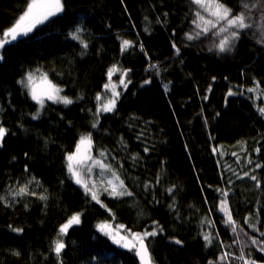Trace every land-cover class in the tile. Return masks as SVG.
Returning a JSON list of instances; mask_svg holds the SVG:
<instances>
[{"label":"trees","instance_id":"obj_1","mask_svg":"<svg viewBox=\"0 0 264 264\" xmlns=\"http://www.w3.org/2000/svg\"><path fill=\"white\" fill-rule=\"evenodd\" d=\"M222 2L241 10V0ZM25 3L0 0V36ZM62 3V12L0 49V127L7 129L0 139V264H139L134 252L97 231L102 223L123 225L126 233L155 229L157 235L145 241L152 264H243L241 252L249 264H264L259 8L251 13L254 26L243 30L231 51L220 53L209 51L211 34L185 39L198 31L192 23L198 9L190 0ZM77 27L87 48L69 36ZM122 40L131 42L123 53ZM113 65L126 71L127 86L113 75L120 93L116 107L99 113L93 128L96 96L105 94ZM37 68L73 103L45 100L41 108L32 100L18 81ZM257 85L256 92L247 91ZM229 89L235 94L229 96ZM89 133L92 156L111 165L131 196L104 192L101 185L111 173L94 168L84 175L101 189V207L70 177L66 155ZM24 185L28 195L13 198L8 191ZM221 199L228 201L235 233L224 223ZM77 213L80 223L58 237L60 226ZM56 239L65 244L59 258L52 250ZM223 253L228 259H219Z\"/></svg>","mask_w":264,"mask_h":264},{"label":"snow or ice","instance_id":"obj_2","mask_svg":"<svg viewBox=\"0 0 264 264\" xmlns=\"http://www.w3.org/2000/svg\"><path fill=\"white\" fill-rule=\"evenodd\" d=\"M193 5H196L198 11L195 12V19L192 23L198 31H196L195 36L190 33H185V39L193 40L199 39L201 36L211 37L213 39L212 47L209 48V51H212L213 48L218 50V52L223 53L226 51H231V48L234 46L235 41H237L243 30L251 29L254 25L251 22L252 16L251 13L253 9L259 8L261 12V20H264V0H255V2L249 3L248 0H241V10L234 12L232 8L225 5L222 0H190ZM64 5L62 0H26L25 8L23 12L19 15L18 19L13 23V25L3 31L2 36H0V48H3L5 45L16 41L19 37L27 36L37 25L43 24L45 21L49 20L50 17L56 16L58 13L62 12ZM206 13L202 15L201 13ZM261 32L262 40L258 43L264 42V28L258 29ZM82 31L81 27H77L74 32H70L69 36L72 40L78 41L83 48H87V44L81 36L79 35ZM218 40V42H217ZM129 47H131V42L128 40H122L120 44V50L123 53ZM175 47V44L173 45ZM2 59V57H0ZM154 67V66H153ZM119 70L117 65H113L107 73L108 83L104 85V90L106 92H111V97L103 98L101 94H97V108L95 115L97 120L93 123L92 127H96V123L99 122V113L101 112H112L116 107V100L119 98L120 93L116 91L115 85L112 83V77ZM39 74V75H37ZM127 75L126 71L121 73L119 83L121 85L127 86L125 84L124 77ZM213 79H215L213 77ZM24 88L28 90V95L31 96V99L34 100L41 108L44 107L45 100L52 101L53 103H62L65 106L72 104L73 101L67 96H61L60 93L63 91L58 87L53 81L49 80L47 74L42 73L39 68L34 71H29L26 76L18 81ZM148 83V81H145ZM167 88V86H165ZM259 89V85L255 88H248V92H256ZM210 90V89H209ZM235 93L229 89L228 95H234ZM206 99V97H205ZM259 113L264 116V107L258 108ZM39 115V111L36 115L33 116V119ZM7 129L0 127V139H3L6 134ZM92 150V138L91 134L82 135L77 141L75 151L68 153L66 155V167L70 177L75 181L76 184L80 185L85 192V195L91 196V199L96 201L98 204H101V207H105L99 199L100 188L97 187L95 182H92L88 179H85V173L90 177L94 168H99L100 173L105 172L111 173V179H107L105 183L101 185L102 190L107 192L110 196L120 197V196H131L132 193L124 187L123 180L120 179L119 175L112 170L111 165L105 164L103 160L94 158L91 155ZM147 151V149H146ZM215 151V149H214ZM235 155V153H233ZM100 157L105 156V152L101 151L99 153ZM136 159V157H133ZM260 167V165H257ZM247 175V173H245ZM253 180H256L255 176L250 177ZM34 181H29L32 183ZM91 184V186H89ZM148 185H145L147 189ZM13 198L17 196L28 195L27 185L19 187L18 190L13 191L12 189L8 190ZM171 192V189H168ZM217 191H221L217 189ZM35 195V193H31ZM222 197H227V192L221 191ZM39 199L46 200V196H39ZM5 197L0 196V202H4ZM7 206V204L5 205ZM219 210L224 215V223L226 225L232 226V231L235 233L236 225L232 218V214L229 209L227 199H221L219 204ZM80 223V214L72 215L66 223L62 224L58 230V237H62L68 234L69 228L73 225H78ZM245 223H248L247 218ZM253 227L252 225H249ZM110 225L107 223H102L97 226V231L108 236L113 243L118 244L120 247L126 248L130 252H134L135 256L139 259V264H152V257L149 251L148 245L145 243L148 237H155L157 231L153 229L152 231H146L144 233L131 232L127 231L126 235H121V230L124 226L120 225L116 229V234L113 235L110 231ZM255 230V229H254ZM13 231H20L19 229H13ZM264 235V233H262ZM118 237V238H117ZM204 240L206 244H211L212 240L207 233L204 234ZM252 244H257V241L252 238ZM175 243L180 244L179 240ZM264 245V242H261ZM223 246V245H222ZM65 244L62 239H56L53 241L52 250L55 251L57 257H60L62 250L64 249ZM261 251H264V246L261 247ZM14 255H19L14 253ZM229 254L223 253L220 256V260L228 259ZM243 264H249V261L245 260L243 252L238 257ZM209 264H213L212 261H209Z\"/></svg>","mask_w":264,"mask_h":264},{"label":"rangeland","instance_id":"obj_3","mask_svg":"<svg viewBox=\"0 0 264 264\" xmlns=\"http://www.w3.org/2000/svg\"><path fill=\"white\" fill-rule=\"evenodd\" d=\"M203 15H205L206 17H207V14L206 13H203ZM1 49V48H0ZM116 74H120L121 75V72L120 71H118ZM115 75V74H114ZM112 83L115 85V87H116V91H117V86H118V84L115 82V81H112ZM60 95L61 96H63L61 93H60ZM102 96V102H103V98H108V97H111V92L109 91V92H106L105 91V94L104 95H101ZM60 104H62V103H60ZM91 155H92V150H91ZM110 231L112 232V234L113 235H115L116 234V229H111L110 228ZM121 235H126L127 233L126 232H122V230H121V233H120ZM118 238V237H117Z\"/></svg>","mask_w":264,"mask_h":264},{"label":"water","instance_id":"obj_4","mask_svg":"<svg viewBox=\"0 0 264 264\" xmlns=\"http://www.w3.org/2000/svg\"><path fill=\"white\" fill-rule=\"evenodd\" d=\"M137 258V257H136ZM137 261H138V263H139V259L137 258Z\"/></svg>","mask_w":264,"mask_h":264},{"label":"bare ground","instance_id":"obj_5","mask_svg":"<svg viewBox=\"0 0 264 264\" xmlns=\"http://www.w3.org/2000/svg\"><path fill=\"white\" fill-rule=\"evenodd\" d=\"M111 229H114V228H111ZM117 229V228H116Z\"/></svg>","mask_w":264,"mask_h":264}]
</instances>
